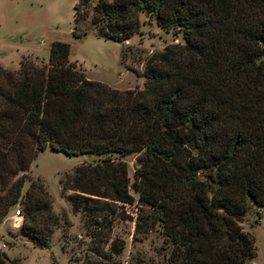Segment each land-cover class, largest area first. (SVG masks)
<instances>
[{"label": "trees", "instance_id": "1", "mask_svg": "<svg viewBox=\"0 0 264 264\" xmlns=\"http://www.w3.org/2000/svg\"><path fill=\"white\" fill-rule=\"evenodd\" d=\"M139 11L183 38L145 57L141 88L84 78L60 41L43 63L0 67V221L18 204L17 234L45 248L56 217L39 180L20 192L29 163L45 147L99 155L58 180L70 210L93 217L91 236L108 239V215L133 204L134 235L159 228L161 264H245L255 245L239 221L248 201L264 207V0H77L69 36H84L76 23L87 18L96 36L123 42ZM0 264L18 263L0 252Z\"/></svg>", "mask_w": 264, "mask_h": 264}, {"label": "rangeland", "instance_id": "2", "mask_svg": "<svg viewBox=\"0 0 264 264\" xmlns=\"http://www.w3.org/2000/svg\"><path fill=\"white\" fill-rule=\"evenodd\" d=\"M77 0H0V66L12 70L22 59L44 62L51 41L67 44V59L82 71L84 78L100 80L118 89L141 88V75L145 57L152 50H160L168 42H182L183 38L173 28L159 27L154 16L147 11L137 12L138 30L123 42L96 36L87 18L76 23V29H86V34L71 38L72 6ZM96 0H88L92 7ZM264 48V41H261ZM14 50H25L30 54L15 60ZM120 54V55H119ZM122 60V61H121ZM100 156H66L45 147L29 163L23 174V191L30 180L37 179L51 198L50 210L56 217L55 225L45 243V248L31 246L27 239L0 223V242L5 244L3 253L18 264H161L163 251L158 250L162 237L158 226L146 234L134 235L136 207L121 205L117 213L108 215L111 225L104 230L108 239L100 240L92 235V218L84 213L72 212L60 193L58 180L71 169L85 162H94ZM127 163V176L132 181L135 169L134 153L121 156ZM129 191L135 197L133 189ZM69 192H63L67 194ZM14 208L19 209L18 204ZM100 221L99 217H96ZM242 230L253 237L255 255L245 264H264V207L248 201L240 221ZM121 241L120 252L110 255L112 240ZM100 247L102 256L92 249Z\"/></svg>", "mask_w": 264, "mask_h": 264}, {"label": "built area", "instance_id": "3", "mask_svg": "<svg viewBox=\"0 0 264 264\" xmlns=\"http://www.w3.org/2000/svg\"><path fill=\"white\" fill-rule=\"evenodd\" d=\"M21 222V216L19 209L14 208L11 212H8L4 215V217L1 219L0 223H5L10 230L17 233L19 226ZM5 247V244L0 242V252L3 251Z\"/></svg>", "mask_w": 264, "mask_h": 264}, {"label": "crops", "instance_id": "4", "mask_svg": "<svg viewBox=\"0 0 264 264\" xmlns=\"http://www.w3.org/2000/svg\"><path fill=\"white\" fill-rule=\"evenodd\" d=\"M26 54H30L28 52H26L25 50H14V57H15V60H17L19 57L21 56H25ZM120 55V54H119ZM68 60V59H67ZM69 61V60H68ZM2 66V65H0ZM14 70V69H12ZM5 254V253H4Z\"/></svg>", "mask_w": 264, "mask_h": 264}, {"label": "water", "instance_id": "5", "mask_svg": "<svg viewBox=\"0 0 264 264\" xmlns=\"http://www.w3.org/2000/svg\"><path fill=\"white\" fill-rule=\"evenodd\" d=\"M84 156H86V155H84Z\"/></svg>", "mask_w": 264, "mask_h": 264}]
</instances>
